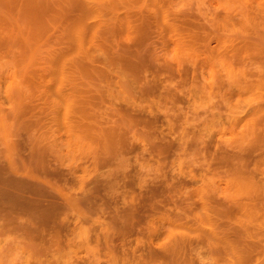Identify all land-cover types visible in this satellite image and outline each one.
Wrapping results in <instances>:
<instances>
[{
  "label": "rangeland",
  "instance_id": "obj_1",
  "mask_svg": "<svg viewBox=\"0 0 264 264\" xmlns=\"http://www.w3.org/2000/svg\"><path fill=\"white\" fill-rule=\"evenodd\" d=\"M0 264H264V0H0Z\"/></svg>",
  "mask_w": 264,
  "mask_h": 264
}]
</instances>
